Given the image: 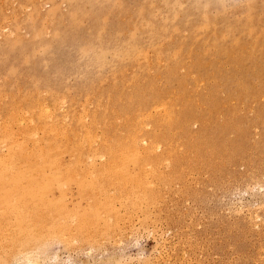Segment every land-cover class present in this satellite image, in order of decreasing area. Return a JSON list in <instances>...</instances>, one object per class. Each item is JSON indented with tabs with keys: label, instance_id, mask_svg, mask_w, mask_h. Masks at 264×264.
I'll list each match as a JSON object with an SVG mask.
<instances>
[{
	"label": "rangeland",
	"instance_id": "obj_1",
	"mask_svg": "<svg viewBox=\"0 0 264 264\" xmlns=\"http://www.w3.org/2000/svg\"><path fill=\"white\" fill-rule=\"evenodd\" d=\"M5 116L0 137L7 128L12 134L20 116L17 143L35 125L26 137L40 139L49 162L34 161L43 148L36 142L31 152L34 141L22 137L28 171L38 168V182H64L66 222L78 234L90 231L81 242L84 236L77 239L65 226L71 235L59 240L68 243L57 238L40 250H22L24 258L38 255L33 264H264V0H0V119ZM137 138L160 150L144 149ZM9 139L1 137L2 157ZM112 153L130 156L122 162L123 180L133 179L137 188L127 180L115 187L103 173ZM54 184L47 199L58 198ZM110 205L113 221L106 211L112 208H104ZM87 211L96 226L92 217L81 232L76 222ZM99 216L112 223L108 229ZM14 258L1 260L19 264Z\"/></svg>",
	"mask_w": 264,
	"mask_h": 264
},
{
	"label": "bare ground",
	"instance_id": "obj_2",
	"mask_svg": "<svg viewBox=\"0 0 264 264\" xmlns=\"http://www.w3.org/2000/svg\"><path fill=\"white\" fill-rule=\"evenodd\" d=\"M40 90V89H39ZM42 92V91H41ZM27 100V99H26ZM38 100L36 99V103L38 104V106L40 105L39 103H40V101H38ZM64 101V100H63ZM42 102V101H41ZM43 102H44V100H43ZM42 104H44V103H42ZM145 104V103H144ZM35 106V105H34ZM44 107L45 106H47V103L46 104H44L43 105ZM37 108V107H36ZM43 107L41 106V108H40V111H42L41 109H42ZM49 109V108H48ZM7 110V109H6ZM21 110V109H20ZM45 110V109H44ZM25 111V110H24ZM36 111V110H35ZM2 112V111H1ZM21 112V114H22V112H23V109H22V111H20ZM37 112H38V110H37ZM44 112V111H43ZM43 112H42V114H43ZM24 113V112H23ZM26 113V112H25ZM24 113V116H26V114ZM33 113H34V111H33ZM48 113V112H47ZM44 114H46V113H44ZM43 114V115H44ZM14 115H15V113H14ZM37 115H38V113H37ZM43 115H42V117H43ZM47 115V114H46ZM51 115H52V113H51ZM21 116V115H20ZM20 116H19V118H17V120H16V123H17V121H18V119L19 120H21L22 118H24L23 120H24V122H25V119L26 120H28L27 119V117L28 116H26V117H24L23 116V114H22V116L23 117H21V119H20ZM32 117H33V115H31ZM41 116V115H40ZM45 116V115H44ZM48 116V115H47ZM34 117H35V115H34ZM46 117V116H45ZM52 117V116H51ZM97 117V116H96ZM4 118H6V116L4 117ZM2 119V118H1ZM0 119V120H1ZM7 119V118H6ZM4 119V121H0V123H2V122H5L6 124H7V122H9V120L7 119ZM120 119V118H119ZM15 120H13L14 122H15ZM44 120H45V118H44ZM7 121V122H6ZM13 121H11V122H13ZM32 121V120H31ZM47 121V120H46ZM48 121H51V118L48 120ZM63 121V120H62ZM19 122V121H18ZM24 122L22 121L21 123H23L24 124ZM27 122V121H26ZM25 122V124H27ZM29 122V121H28ZM54 122V121H53ZM133 122V121H132ZM4 123V124H5ZM15 123V124H16ZM42 123V122H41ZM44 123V122H43ZM5 124V125H6ZM12 125H13V123H11ZM13 125V126H17V128L15 127V129L12 131V134H14L15 132H16V135L14 136V135H12V134H10L11 133V131H9V130H7V129H9V128H7V129H4V135L3 136H1V137H3V139H6L7 138V140L10 138V136H11V138L13 137V141L14 142H11L12 141V139H9L10 140V143H8V142H6V144H8V145H10L9 146V148H8V150H6L5 152V154L3 155V157L1 156V158H0V260H1V257L2 258H4V259H6V261H7V259L10 261L11 259H13L14 257V255H16L17 253V251H20L21 252V255L25 252H27V251H22V250H27L28 249V247H29V249H30V247H33L34 249L35 248H37V246H40L41 244H42V246L44 247L45 245H43V244H46V246H47V244L49 245L50 243H49V241L50 242H54V241H57L56 239L58 238V240L60 239V237L62 236L63 238H64V236L63 235H65V234H67V233H69L70 232V230L69 229H73V228H71V225L69 226V224L68 223H70L69 221H67L66 222V219H70V217L68 218V216L69 215H71V214H69V212H68V205L70 204V201L69 202H65V200H64V197H66V195L64 194V190L62 191V189H60V187L63 185L62 183H64V182H62L61 184L59 183V181H58V177L57 178H53V179H48V178H45V179H41L42 181H40V182H38V178L40 177L39 175V173L37 174L38 176V178L36 177V179H35V176H34V174H36V172H37V169L36 170H34V172H29L28 171V168L29 167H27L26 165H28V164H26L25 165V163L27 162V161H25V160H27V159H25V156H24V152L25 151H29L30 149H28V150H26L24 147H23V145H24V143H26V142H28V140H30V141H34V140H32L31 139V137H32V135H31V137L30 138H28L29 136H28V134L32 131L33 132V130H35L34 129V126L32 125H30L31 127L30 128H32L33 127V130L32 129H28V127H29V125H28V127H27V129L25 130V129H22V130H25V132L27 131V130H29V133L28 132H26V134H27V136L28 137H26V134H25V132H23L22 130V132L24 133V135L25 136H23L22 134H20V135H22V137L24 138H27V139H25L22 143H21V140H23V138L22 137H20V140L18 139V143H17V130L16 129H18L19 130V128L21 127V124H19V125ZM53 124V123H52ZM57 124H58V121H57ZM62 124H63V122L61 123V124H59L58 126H62ZM9 125V124H8ZM2 125H0V127H1ZM7 126V125H6ZM12 126V127H13ZM38 126H40V125H38ZM37 126V127H38ZM54 126H55V122H54ZM57 126V127H58ZM61 126H60V129H61ZM8 127V126H7ZM11 127V126H10ZM41 128H42V126H40ZM49 127V126H48ZM51 127H52V125H51ZM56 127V126H55ZM63 127V126H62ZM1 128H3V127H1ZM1 128H0V130H1ZM14 128V127H13ZM22 128V127H21ZM46 128V127H45ZM53 128V127H52ZM88 128V127H87ZM54 129V128H53ZM53 129L51 130V131H53ZM64 128H62L61 130H63ZM31 130V131H30ZM39 130V129H38ZM42 130V129H41ZM47 130V128L45 129V131ZM54 130H58L57 128L56 129H54ZM65 130H68V129H65ZM7 131H9V134H8V132ZM20 131V132H21ZM37 131V130H36ZM36 131H34V133H33V135H35V133H36ZM44 131V130H43ZM69 131H71V129L69 130ZM74 131V130H73ZM14 132V133H13ZM19 132V131H18ZM21 132V133H22ZM63 133L65 132V131H62ZM88 132V131H87ZM58 133V132H57ZM55 131H54V134L56 135L57 134ZM72 133H74V132H72ZM2 134V132L0 133V135ZM32 134V133H31ZM65 134V133H64ZM78 134V133H77ZM92 134V133H91ZM94 134V133H93ZM117 134V133H116ZM30 135V134H29ZM42 135V134H41ZM44 135V134H43ZM43 135H42V137H43ZM46 135V134H45ZM58 135V134H57ZM71 135V134H70ZM69 135V136H70ZM75 135V134H74ZM139 135V134H138ZM36 136H38L37 134H36ZM35 136V137H36ZM48 136V135H47ZM68 136V135H67ZM78 136H80V135H78ZM96 136V135H95ZM1 137H0V140H1ZM14 137H15V139H14ZM34 137V136H33ZM32 137V138H33ZM41 137V141L43 142V139L44 138H46V136H44L43 138ZM53 137V136H52ZM52 137H50V138H52ZM57 137H60V136H57ZM56 137V138H57ZM135 137V136H134ZM18 138H19V134H18ZM22 138V139H21ZM39 138V137H38ZM49 138V137H48ZM76 138V137H75ZM96 138H97V136H96ZM35 139V141H34V145L33 146H29L30 148H33L34 146H37L38 145V143H36V142H39L40 141V139L38 140L37 139V137L36 138H34ZM37 139V140H36ZM54 139V138H53ZM52 139V141H53V143H54V140ZM71 139V138H70ZM80 138L78 137V140H79ZM138 139V138H137ZM144 139V138H143ZM27 140V141H26ZM98 140V139H97ZM96 140V141H97ZM120 140V139H119ZM132 140H133V137H132ZM132 140H131V143H132ZM139 140V139H138ZM138 140H137V142H138ZM2 141V140H1ZM26 141V142H25ZM64 141V140H63ZM70 141V140H69ZM81 141V140H80ZM134 141H136L135 139L133 140V142ZM140 141V140H139ZM142 141L143 140H141L140 141V143L138 142H136L137 144H139V145H141V143H142ZM144 141H146V139L144 140ZM148 141V140H147ZM95 142V141H94ZM106 142V141H105ZM104 142V143H105ZM128 142V141H127ZM149 142V141H148ZM1 143H3L2 144V146H0V148L2 147H4V149H5V146H3L4 145V142L2 141ZM1 143H0V145H1ZM36 143V144H35ZM50 143V142H49ZM64 143H65V141H64ZM83 143V142H82ZM111 143V142H110ZM135 143V144H136ZM27 144H29V143H27ZM33 144V143H32ZM39 144H40V148H43L42 150L44 151V150H46V149H44V148H47V147H41V146H44L43 144L41 145V142H39ZM57 143H55L54 145H56ZM102 144V143H101ZM121 144H123V143H121ZM134 144V143H133ZM144 142L142 143V146H144V149H146V147H145V145L146 144H144ZM149 144V143H148ZM31 145V144H30ZM50 145V147H52L51 145V143L49 144ZM68 145V144H67ZM82 145V144H81ZM85 145V144H84ZM83 145V146H84ZM90 145H91V143H90ZM105 145H107V143L106 144H104V147H105ZM109 145V144H108ZM128 145V144H127ZM126 144L124 145V146H127ZM130 145V144H129ZM154 145V144H153ZM166 145V144H165ZM175 145V144H174ZM37 146V147H38ZM47 146V145H46ZM80 146V145H79ZM92 146H93V144H92ZM135 146H137V145H135ZM135 146H133V148H134V150H135ZM147 146V145H146ZM150 146H151V144H150ZM28 146L26 145V148H27ZM37 147H35V148H37ZM49 147V146H48ZM107 147V146H106ZM110 147H112V146H109V148ZM114 147V146H113ZM132 147V146H131ZM130 146H128L127 148H131ZM141 147V146H140ZM148 147V146H147ZM156 147V146H155ZM153 148V146H152V148H153V151H154V149H156L157 151L158 150H160V149H157L158 147H156V148ZM164 147V146H163ZM162 147V148H163ZM166 147V146H165ZM180 147V146H179ZM1 148V149H2ZM35 148H33L32 150H31V152H33L34 150H35ZM69 148V147H68ZM91 148H93V147H91ZM119 148V147H118ZM117 148V149H118ZM126 148V147H125ZM133 148L132 149H129V150H131V151H133ZM137 148H139V147H137ZM136 148V150H138ZM141 148H143V147H141ZM149 148V147H148ZM152 148H149V151H151L150 149H152ZM159 148H160V146H159ZM181 148V147H180ZM50 149V148H49ZM90 149V148H89ZM108 149V148H107ZM114 149V148H113ZM140 149V148H139ZM164 149V148H163ZM42 150H39L38 151V153L36 154V155H34V153L32 154L31 152H28L30 155H32V158H33V155L35 156L34 157V161L37 159V158H39V159H41V160H44V162H43V166H45V165H48V156H47V161H45L46 160V158H45V151L42 153ZM87 150V149H86ZM119 150V149H118ZM128 150V151H129ZM135 150V151H136ZM175 150V149H174ZM1 151V150H0ZM36 151V150H35ZM34 151V152H35ZM61 151V150H60ZM97 151V150H96ZM117 151V150H116ZM116 151H114V152H116ZM140 151H143V149H141ZM147 151V150H146ZM170 151V150H169ZM168 151V152H169ZM61 152H64V151H61ZM93 152V151H92ZM106 152V151H105ZM130 152V151H129ZM144 152V151H143ZM148 152V151H147ZM166 152V154H167V150L165 151ZM181 152V151H180ZM1 153V152H0ZM2 153H4V151L2 150ZM27 153V152H26ZM36 153V152H35ZM67 153V152H66ZM97 153H98V151H97ZM107 153V152H106ZM106 153H104V155L106 154ZM110 153H111V151H110ZM109 153V154H110ZM122 153V152H121ZM135 153V152H134ZM142 153V152H141ZM145 153V152H144ZM148 153H151L152 154V152H148ZM170 153V152H169ZM28 154V155H29ZM53 154H55V153H53ZM61 153H59V155H60ZM63 154V153H62ZM93 154H94V152H93ZM108 154V153H107ZM117 154H120V153H117ZM117 154H114V153H112L111 155H110V158H109V160L107 161V162H105L106 163V168L103 170V173L105 172V173H107L108 174V178H110V180L109 181H112L113 183L115 182V184L116 183H118L119 181H120V185H121V182H123L124 180H123V174H125V173H123V165H122V162H125L124 161V159H127L126 160V162L130 159V156H128V155H126V154H124V157L122 156V157H119V156H117ZM138 154H140V152L138 153ZM151 154H148L149 156L151 155ZM51 155V154H50ZM95 155V154H94ZM165 155V154H164ZM121 156V155H120ZM30 157V156H29ZM52 157V156H51ZM64 157V156H63ZM92 157V156H91ZM96 157H98V156H96ZM101 157V156H100ZM141 157H143V156H140V159H142ZM158 157V156H157ZM179 157V156H178ZM26 158H28V157H26ZM105 158H107V157H105ZM189 158V157H188ZM23 159V160H22ZM25 159V160H24ZM39 159H38V161H39ZM51 159V158H50ZM96 159V158H95ZM104 159V158H103ZM139 159V158H138ZM147 159V158H146ZM29 160V159H28ZM30 160H32L31 158H30ZM29 160V161H30ZM80 160V159H79ZM94 160V159H93ZM149 160V159H148ZM156 160V159H155ZM158 160V159H157ZM187 160V159H186ZM37 161V160H36ZM95 161V160H94ZM93 161V162H94ZM141 161V160H140ZM62 162V161H61ZM60 162V163H61ZM64 162V161H63ZM80 162V161H79ZM96 162V161H95ZM94 162V163H95ZM145 162V161H144ZM143 162V163H144ZM151 162V161H150ZM161 162V161H160ZM162 162H164V161H162ZM29 163V162H28ZM41 164V162L39 163V162H36L35 164ZM94 163L92 164V165H94ZM154 163V162H153ZM165 163V162H164ZM167 163H169V162H167ZM31 164H33V163H30L29 164V166L31 165ZM37 164V165H38ZM68 164V163H67ZM101 164V163H100ZM159 164V163H158ZM158 164H157V166H158ZM161 164H163V163H161ZM34 165V164H33ZM55 165V164H54ZM53 165V166H54ZM145 165H147V164H144V166ZM148 165H149V162H148ZM160 165V164H159ZM166 165V164H165ZM168 165V164H167ZM166 165V166H167ZM170 165V164H169ZM39 167H40V165H38ZM62 166V165H61ZM125 166V165H124ZM126 166H127V164H126ZM125 166V167H126ZM151 166H153V164H151ZM162 166V165H161ZM31 167H32V165H31ZM94 167V166H93ZM92 167V168H93ZM57 168V167H56ZM72 168V167H71ZM96 168H98V167H96ZM100 168H101V166H100ZM103 168V167H102ZM127 168V167H126ZM140 168V167H139ZM142 168H144V167H142ZM147 168V167H146ZM157 168V167H156ZM156 168H155V170L154 171H156ZM162 168V167H161ZM167 168V167H166ZM47 169V168H46ZM45 169V170H46ZM53 169H55L54 167H53ZM60 169V168H59ZM67 169L68 168H66V171H67ZM152 168L150 167V169L149 170H151ZM32 170V169H31ZM44 170V172H46ZM49 170L51 171L52 169H50L49 168ZM71 170V169H70ZM87 170V169H86ZM85 170V171H86ZM90 170V169H89ZM98 170V169H97ZM102 170V169H101ZM158 170V169H157ZM168 170H170V169H168ZM167 170V171H168ZM36 171V172H35ZM53 171H55V170H53ZM152 171V170H151ZM151 171H149L148 173H150ZM162 171V170H161ZM164 171V170H163ZM41 172L43 173V171L41 170ZM52 172V171H51ZM90 172V171H89ZM94 172V171H93ZM92 172V173H93ZM102 172V171H101ZM159 172V171H158ZM157 172V173H158ZM65 173V172H64ZM63 173V174H64ZM86 173V172H85ZM128 173V172H127ZM127 173H126V175H127ZM147 173V172H146ZM145 173V174H146ZM160 173V172H159ZM91 174V173H90ZM94 174V173H93ZM106 174V175H107ZM129 174V173H128ZM130 174H132V173H130ZM166 174H168L167 172H166ZM62 175V174H61ZM65 175V174H64ZM64 175H63V179L62 180H64ZM70 175V174H69ZM102 175V174H101ZM126 175H124V178H129V177H126ZM152 175V174H151ZM60 176V175H59ZM67 176V175H66ZM72 176V175H71ZM71 176H69V177H71ZM87 176H89V174L87 175ZM144 176V175H143ZM147 176V175H146ZM161 176V175H160ZM48 177H50V176H48ZM90 177V176H89ZM92 177H94V175L93 176H91V178ZM102 178L104 177V175L103 176H101ZM106 177V176H105ZM151 177V176H150ZM157 177V176H156ZM156 177H154V178H156ZM43 178V177H42ZM51 178H52V176H51ZM73 178V176L71 177V179ZM88 178V177H87ZM96 178V177H95ZM152 178V177H151ZM168 178V177H167ZM172 178V177H171ZM89 179V178H88ZM94 179V178H93ZM104 179H106V178H104ZM104 179H102V180H104ZM138 179V178H137ZM61 180V181H62ZM73 180V179H72ZM95 180V179H94ZM94 180H92V181H94ZM123 180V181H122ZM127 180V179H126ZM125 180V181H126ZM130 180V179H129ZM60 181V182H61ZM98 181V180H97ZM107 181H108V179H107ZM106 181V182H107ZM108 181V182H109ZM124 181V182H125ZM128 181V180H127ZM126 181V182H127ZM133 181V182H132ZM132 181H130V183L132 182V184L133 185H131L130 183H129V181H128V183L131 185V189H132V186H135L136 184L137 185H139V183H136V181H134L133 179H132ZM165 181H167V180H165ZM165 181H162V182H164L165 183ZM183 181V180H182ZM70 182V181H69ZM88 182L89 181H87V183H86V185L88 184ZM99 182V181H98ZM102 182V181H101ZM104 182V181H103ZM123 182V183H124ZM125 182V184H127ZM144 182V181H143ZM54 183H56V184H54ZM73 183V182H72ZM80 183V182H79ZM95 183H96V181H95ZM95 183H93V184H95ZM105 183V182H104ZM103 183V184H104ZM112 183V184H113ZM263 183V182H262ZM53 184L54 185H56L57 186V188H58V193L60 194H57L58 195V198L55 200L54 198H51V199H47V197L49 196V192L50 191H53ZM66 184V183H65ZM71 184V183H70ZM77 184V183H76ZM75 184V182H74V186L76 185ZM82 184V183H81ZM106 184V183H105ZM104 184V185H105ZM124 184V186H126ZM128 184V185H129ZM135 184V185H134ZM141 184V183H140ZM148 184V183H147ZM146 184V185H147ZM150 184H152V183H150ZM160 184V183H159ZM72 186H73V184H71ZM83 185H85V184H83ZM82 185V186H83ZM85 185V186H86ZM91 185H92V183H91ZM101 185V184H100ZM118 184H116V185H114L115 187L117 186ZM127 185V186H128ZM142 185H143V183H142ZM149 185V184H148ZM147 185V186H148ZM155 185V184H154ZM257 185V184H256ZM255 185V186H256ZM65 186V185H64ZM70 186V185H69ZM69 186H67V187H69ZM72 186H70V189H73V188H71ZM85 186H83V189L81 188H79V187H81V186H79L78 187V190L79 191H84L83 192V194H86L87 195V192H89V191H87L86 190V192H85V190H84V188H85ZM114 186H113V188H114ZM122 186V185H121ZM121 186L120 187H117V189L118 188H121ZM123 186V187H124ZM124 187V189H126V188H128V187ZM143 186H145V185H143ZM158 186V185H157ZM160 186H162V184L160 185ZM180 186V185H179ZM185 186V185H184ZM255 186H253L254 188H255ZM87 187V186H86ZM100 187V186H99ZM105 187V186H104ZM107 188H108V186H106ZM105 187V188H106ZM123 187L121 188V189H123ZM136 187V186H135ZM141 187V186H140ZM140 187H138V188H140ZM146 187V186H145ZM144 187V188H145ZM154 187V186H153ZM94 188H98V187H96V185L94 186ZM137 188V187H136ZM143 188V187H142ZM147 188V187H146ZM159 188V187H158ZM183 188V187H182ZM69 189V188H68ZM75 189L77 190V188L75 187ZM86 189V188H85ZM90 189H93L92 187L90 188ZM111 190L110 191H112V188H110ZM121 189H119V191L121 190ZM133 189H135L134 187H133ZM149 189V188H148ZM190 189V188H189ZM78 190L76 191V193H78L79 195H80V193L78 192ZM95 190V189H94ZM129 190V189H128ZM139 190V189H138ZM69 191V190H68ZM72 191V190H71ZM96 192H97V190H95ZM99 191V190H98ZM100 191H101V189H100ZM104 191V190H103ZM114 191H116V190H113V192ZM123 191V190H122ZM141 191V190H140ZM140 191L138 192V193H140ZM143 192H145V189H143L142 190ZM158 191H159V189H158ZM70 192V191H69ZM93 192V191H92ZM95 192V193H96ZM107 192H108V190H107ZM107 192H105L104 191V193H105V195H107L106 193ZM125 192H127V191H125ZM129 193L131 192V190L130 191H128ZM127 192V193H128ZM134 191L132 190V193H133ZM136 192H137V189H136ZM146 192H147V190H146ZM160 192V191H159ZM65 193H68L67 191L65 192ZM94 193V192H93ZM117 193H120L121 194V192H117ZM129 193H128V195L127 194H125V198H126V195L128 196V197H130L131 195H132V193H130L131 195H129ZM158 193V192H157ZM194 193V192H193ZM83 194H81L80 196H82ZM91 194V193H90ZM97 194V193H96ZM99 194V193H98ZM114 194H116V193H114ZM124 194V193H123ZM123 194H121L122 196H123ZM134 194H135V192H134ZM133 194V195H134ZM141 194V193H140ZM143 195H144V193H142ZM147 194H148V192H147ZM56 195V196H57ZM68 195V194H67ZM73 195V194H72ZM104 195V194H103ZM102 195V196H103ZM146 195V194H145ZM144 195V196H145ZM76 196H77V194H76ZM88 196V195H87ZM91 196H93L92 194H91ZM90 196V197H91ZM112 196V195H111ZM114 196V198H116L115 196H117V195H113ZM120 196V195H119ZM119 196H118V198H119ZM136 196H138V194L136 195ZM149 196V195H148ZM155 196V195H154ZM83 197V196H82ZM82 197H80V198H82ZM98 197V196H97ZM100 197H101V194H100ZM100 197H99V199H100ZM123 197V201H126V199L128 198H124ZM139 197H143V196H140L139 195ZM191 197V196H190ZM67 198V197H66ZM78 198V197H77ZM87 198H89V197H87ZM86 198V199H87ZM94 198V197H93ZM102 198V197H101ZM104 198V197H103ZM108 199H109V196L107 197ZM111 198V197H110ZM130 198H132V197H130ZM135 198V197H134ZM136 198H138V197H136ZM162 198V197H161ZM98 199V198H97ZM148 199V198H147ZM83 200V202H84V199H82ZM87 200H89V199H87ZM86 200V201H87ZM101 200V199H100ZM105 200H107V199H105ZM122 200V199H121ZM128 200V199H127ZM134 200V199H133ZM138 200H139V198H138ZM153 200V199H152ZM155 200V199H154ZM154 200H153V202H154ZM80 201V203H81V200H79ZM114 200L112 199L111 201L109 200V202H113ZM128 201H132V199H130V200H128ZM128 201H126V202H128ZM136 201V200H135ZM148 201V200H147ZM89 202H91V201H88V203ZM98 202V201H97ZM150 202V201H149ZM67 203H69L68 205H67ZM86 203V202H85ZM84 203V204H85ZM87 203V206L89 205ZM92 204H93V202H91ZM103 204H104V200H103V202H102ZM107 203H108V201H107ZM107 203H106V201H105V204L107 205ZM144 203H146V202H144ZM92 204H90L91 206H89V207H92ZM260 204V203H259ZM77 205H78V203H77ZM109 205V204H108ZM113 205V204H112ZM121 205V204H120ZM123 205H124V203H123ZM145 205H147V204H145ZM148 205H149V203H148ZM70 206V205H69ZM82 206V205H81ZM101 206H103V205H101ZM101 206H99V208H103V207H101ZM142 206V205H141ZM84 207V206H83ZM86 207V206H85ZM95 207V206H94ZM107 207V206H106ZM106 207H104L105 208V210L106 209H110V207H111V205L110 206H108L109 208H106ZM70 208V207H69ZM87 208V207H86ZM112 208V207H111ZM151 208V207H150ZM262 208V207H261ZM260 208V209H261ZM71 209V208H70ZM88 209V208H87ZM93 207H92V209L91 208H89L88 210H91V214H92V211H93ZM97 209H98V206H97ZM115 209V208H114ZM73 210H75V209H73ZM72 209H71V212H74ZM100 210V209H99ZM79 211V210H78ZM84 211H86L85 210V208H84ZM100 211H103V210H100ZM107 212L109 211L110 213L111 212H113V208H112V211H110V210H106ZM105 211V212H106ZM117 211V210H116ZM70 212V213H71ZM80 212V211H79ZM89 212L87 211L86 213H83V217L82 218H80V220H79V218L77 219V221L79 220V222L77 223L75 220V222H76V225L78 226L79 225V227H77V228H79V231L81 230V232H82V230L84 231V230H86V229H84V227H85V225L87 224V226H88V223L90 222V220H91V218L92 219H94L93 220V224L96 222V219L94 218L95 216H89ZM108 212V213H109ZM264 212V211H263ZM262 212V213H263ZM100 214H98V215H103L104 216V212H99ZM257 213V212H256ZM69 214V215H68ZM75 214V213H74ZM73 214V215H74ZM77 214V213H76ZM96 214V213H95ZM112 214H115V213H111V214H107V215H110V216H108V217H110V220L112 219ZM93 215V214H92ZM106 215V216H107ZM251 215V214H250ZM263 215H264V213H263ZM101 216H99L100 218H101ZM102 216V217H103ZM106 216H104L103 217V219H107L106 218ZM122 216V215H121ZM124 216V215H123ZM122 216V217H123ZM256 216V215H255ZM254 216V217H255ZM75 217H77V216H75ZM75 217H74V219H75ZM98 217V216H97ZM116 217V216H115ZM121 217V218H122ZM249 217V216H248ZM251 218H253L252 216H250ZM248 218V219H251V218ZM257 218V217H256ZM72 220H73V218H72ZM102 220V218L100 219V222H102L101 221ZM109 220V218H108V220H106V221H110ZM118 220V219H117ZM116 220V221H117ZM253 220V219H252ZM252 220H251V223H252ZM60 221H62V222H66L65 224L64 223H62V222H60ZM104 221V220H103ZM105 221V222H106ZM111 221H113V220H111ZM72 222V221H71ZM102 222V224H103V226L105 227V229H108L106 226H110V223L111 222ZM91 222L89 223V224H92ZM99 223V222H98ZM105 223V224H104ZM97 224V223H96ZM101 224V225H102ZM107 224V225H106ZM112 224V223H111ZM68 225V226H67ZM95 225V224H94ZM106 225V226H105ZM69 228L68 230H67V228ZM90 227H91V225H89ZM96 226V225H95ZM250 226V225H249ZM92 227H93V225H92ZM103 227V228H104ZM112 227V226H111ZM121 227V226H120ZM263 227V226H262ZM85 228H87L88 229V227H85ZM94 228V227H93ZM99 228V227H98ZM101 228H102V226H101ZM119 228V227H118ZM253 228V227H252ZM257 228V227H256ZM75 229V228H74ZM78 229H76L75 231H77ZM92 230V229H91ZM102 230V229H101ZM111 231H112V229H110ZM95 231V230H94ZM97 231V230H96ZM95 231V232H96ZM106 231V230H105ZM115 231V230H114ZM72 232H74V230H72ZM71 232V233H72ZM87 232V231H86ZM86 232H84L85 233V235H86V238H87V234H89L90 233V231H88L89 233H87L86 234ZM92 232V231H91ZM99 232H100V229H99ZM74 233H76V232H74ZM83 233V234H84ZM103 233V232H102ZM105 233V232H104ZM111 233V232H110ZM112 233H113V231H112ZM119 233V232H118ZM117 233V234H118ZM70 234V233H69ZM68 234V235H69ZM77 234H78V232L76 233V234H74V236L77 238V239H79V237L81 236V234H78V237H77ZM82 234V236H84V237H80V240H81V242H83V241H85V240H83V238L85 239V235H83ZM109 234V233H108ZM107 234V235H108ZM116 234V233H115ZM114 234V235H115ZM121 234V233H120ZM71 235V234H70ZM69 235V236H70ZM92 234H90V236H91ZM93 235H97V234H93ZM67 236V235H66ZM117 236V235H116ZM94 237V236H93ZM113 237V236H112ZM63 238H61L62 239V242H64L65 241V239H66V241L65 242H67V238H65V239H63ZM75 238V239H76ZM82 238V239H81ZM106 238H109V237H106ZM53 239H55V240H53ZM76 239V240H77ZM88 239H89V236H88ZM116 239H118V238H116ZM120 239V238H119ZM53 240V241H52ZM64 240V241H63ZM91 240V239H90ZM94 240V239H93ZM98 241V240H97ZM46 242H48V243H46ZM58 242H60V243H62L61 242V240H59ZM69 242H70V240H69ZM81 242H79V243H81ZM88 242V241H87ZM90 242H92V240L90 241ZM96 242V241H95ZM106 242V241H105ZM68 243V242H67ZM93 243V242H92ZM99 243V242H98ZM65 244V246L67 245L66 243H64ZM87 244V243H86ZM91 245V244H90ZM96 245H99V244H97L96 243ZM42 246H40V249H41V247ZM45 246V247H46ZM92 246H93V244H92ZM91 246V247H92ZM42 247V248H43ZM44 247V248H45ZM20 248H23V249H21V250H19ZM32 248V249H33ZM94 248V247H93ZM32 249H30V250H28V252H30ZM39 249V247L37 248V250H40ZM36 250V252H39V251H37ZM14 251V254L12 253ZM23 252V253H22ZM33 252H35L34 250H33ZM32 252V253H33ZM10 253H12L13 254V256L10 254ZM16 253V254H15ZM19 254V253H18ZM17 254V255H18ZM27 254V253H26ZM34 254V253H33ZM33 254H32V258L35 256H38V255H35L34 254V256H33ZM38 254V253H37ZM16 255V257L17 258H14V260H18V262H19V264L20 263H22V261H20V259L22 260V258L23 259H25L24 260V263H22V264H33V263H35L34 261L36 260L37 262H38V259H36V258H31L30 256V258H27L26 257V255H25V258H24V256L22 257V256H20V254L17 256ZM5 256V257H4ZM10 256H12L13 258H11ZM21 258H20V257ZM40 256V255H39ZM19 257V258H18ZM11 258V259H10ZM160 258V257H159ZM174 258V257H173ZM31 259L33 260V262H31ZM9 261H7V263L9 262ZM15 262V261H14ZM17 262V263H18ZM36 262V263H37ZM179 262V261H178ZM0 263L1 264H3L2 263V260L0 261ZM6 263V262H5ZM168 263V262H167ZM12 264H14V263H12ZM57 264V263H56Z\"/></svg>",
	"mask_w": 264,
	"mask_h": 264
}]
</instances>
